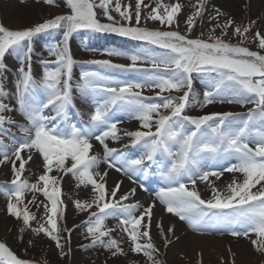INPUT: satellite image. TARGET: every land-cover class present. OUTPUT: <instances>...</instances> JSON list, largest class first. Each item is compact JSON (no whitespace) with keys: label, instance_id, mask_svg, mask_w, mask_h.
<instances>
[{"label":"snow or ice","instance_id":"obj_1","mask_svg":"<svg viewBox=\"0 0 264 264\" xmlns=\"http://www.w3.org/2000/svg\"><path fill=\"white\" fill-rule=\"evenodd\" d=\"M64 2L69 14L55 15L26 29L0 25V166L11 172L8 186H0V193L6 197V215L18 222V245H24L27 252L47 240L64 260L71 254L72 233L83 228L88 243L80 245L81 250L100 249L113 259L130 252L142 257L144 264H163L161 247L167 249L180 240L178 220L193 234L241 238L264 253V34L253 33L261 51L243 46L256 21L242 25L233 17L221 23L225 13L216 5L195 0L185 16L182 34L171 30L173 24L179 26L184 12L179 2L168 5L156 0L152 6L136 0L134 11L121 0ZM37 3L58 6L57 0ZM97 9L106 23L98 19ZM144 9L149 11L142 17ZM113 11L122 22L111 15ZM142 18L160 27L141 26ZM205 19L210 25L208 37L191 38L197 22L203 24ZM217 29L220 35H214ZM81 30L114 33L144 47L135 53H104L126 58L127 65L109 59L83 61L95 67L82 69L74 81L70 41ZM229 30L238 43L225 41ZM56 31L61 37L45 45L49 58L39 59L42 73L35 79L34 39ZM6 56L19 62L11 96L3 83ZM113 72L119 75L109 74ZM197 77L207 85L202 96L194 89ZM76 96L89 105L87 113L77 107ZM13 98L15 107L4 102ZM216 103L237 104L247 111L199 116L186 112L190 104L206 108ZM17 112L19 121L12 115ZM124 117L137 121L138 128L122 132L119 125ZM123 139L128 141L123 148L109 144ZM93 141L100 145L101 154L94 153ZM37 158L42 174L29 182L25 173ZM102 164L106 168L101 169ZM153 169L160 185L151 202L132 200L135 187L121 192L122 180L108 187L107 177L114 170L149 191L144 181ZM225 173H239L242 180L233 178L221 191L215 181ZM65 178L75 189L88 190L85 198L71 201L77 214H86L72 227L66 225L68 205L62 198ZM200 184L210 189V198L202 197ZM26 193L33 194L27 204ZM36 194L44 199L38 201ZM109 219L117 221L115 226H107ZM116 233L121 239L115 238ZM229 254L230 264H235L231 249ZM198 255V264H203L202 252ZM0 264L36 262L0 241Z\"/></svg>","mask_w":264,"mask_h":264},{"label":"rangeland","instance_id":"obj_2","mask_svg":"<svg viewBox=\"0 0 264 264\" xmlns=\"http://www.w3.org/2000/svg\"><path fill=\"white\" fill-rule=\"evenodd\" d=\"M11 1L16 2L18 6L19 5L21 6V4L22 5L25 4L24 2H29V3L31 2L33 6H37L40 9L38 8L36 9V17L32 24L24 27H17L15 29H10V30L26 29L38 23H41L46 19H51L55 15L69 14L70 12L69 8L65 5L64 0H57L58 6L56 7L49 6L43 3H37V0H23V2L22 0H10V2ZM135 2L136 0H121L122 4L130 3L132 5L133 11L135 9ZM175 2H179L183 6L184 12L179 16V26L177 27L176 24H173L171 30H176L184 34L186 29V26L184 24L185 16L189 11L190 6L193 3H195V0H162V3L168 5ZM144 3L155 6L156 0H144ZM210 3L212 5H216L221 10V12L225 13L224 16L220 17L221 23H223L224 20L233 17L235 18L237 24H242V25H247L250 21L255 20L256 24L253 26L251 32L247 34V39L243 46L248 47L250 50L261 51L258 49L257 42L254 40L253 33L259 31L260 33L264 34V0H210ZM2 6L3 4L0 3V25H3L4 27L8 28L7 25L9 24L10 20L16 17H20L19 12L21 11L16 8V11L8 15H5L3 13ZM58 11H60L61 13L57 14ZM148 11L149 9H144L142 12V17L143 15H146ZM209 12H211V8H209ZM97 15H98V19H100L101 22H105V23L107 22L103 17L101 10L97 9ZM111 15H113L116 18L117 22H122L120 21V17L118 16V14L115 13L114 11L111 13ZM21 21H23V19ZM134 23L135 20L133 18V24ZM141 26L147 27L149 29H157L160 27L158 22L148 21L145 23L143 18L141 20ZM209 34H210V25L207 23V20L205 19L203 24H201L200 21L197 22V26L191 33V38L206 39ZM214 35H220V30L217 29ZM60 37H61V33L59 31H56L53 32L52 34H48V33L41 34L40 36L34 39V55L32 60V70L35 79L41 78L42 69L39 65V59L49 58L47 56L45 45H50L54 41L60 39ZM224 39L225 41L231 43L239 42L238 38L232 37L231 30H229L228 35L225 36ZM113 45L121 46L124 50H126L125 52L127 53L138 52L142 47H144V45L141 42L131 41L125 37L117 36L114 33H92L86 30H81L75 33L70 41L71 55L75 61L73 68V80L75 81L79 78L82 69L90 70L91 68L95 67V66L83 65L81 62L86 60H103L104 56L102 52L105 49L107 50V48H109L110 46L112 47ZM85 48L90 50L86 51ZM261 54H264V51H262ZM4 62L6 66H8V69L5 73L7 79L4 80L3 82L4 88L9 91L10 95H12V93L14 92V81L17 75V70L19 68V62L15 57L12 56H6ZM109 74L119 75L118 73H114V72ZM133 78H134V74H133ZM206 87L207 85L205 84V82L202 81L199 77L195 79L194 89L198 94L202 96L203 91L205 90ZM172 95L177 96L179 94L172 93ZM248 107H252V105H249ZM227 111L244 113L247 111V109L242 108L237 104H220V103H216L214 105V108H209V106L206 108H200L199 106L190 104L189 107L186 109L187 114L192 116H199L198 113L201 112L204 114L210 112L209 114H211V113L227 112ZM16 117L22 119L21 116L18 115L17 113H16ZM123 126H128L136 130L138 128V122L135 120H129L126 117V119H123V122L119 125L122 132H123ZM123 141L124 139L120 143H122ZM109 144L111 147L117 148V145L119 143L114 144L109 141ZM135 151H136L135 149H132V152ZM101 153L102 152L97 154H101ZM37 161H38L37 168L35 170H29L28 172L25 173V178L28 179L29 182H35L37 176L39 174H42V169L38 167L41 161L39 160V158H37ZM5 168L6 166H0V172H2ZM155 176L157 177V175H155V169H153V174L146 181H144V183L148 185L147 181L148 180L150 181L151 177H155ZM8 177H9L8 179L0 181V186H5V187L8 186V183L11 180V172H9ZM233 178L242 180V176L239 173H225L224 177H222V179L220 180V185L218 188L221 191H223L226 185L229 184ZM127 180L131 186L133 185L139 186V184H133L131 180L129 179ZM159 185L160 183L152 185V188L149 191L137 189L136 195L140 194L141 196L148 198V202H151L153 199L152 193L154 190H156L159 187ZM62 189H63L62 198L65 200V202L68 205L66 212V225L67 227H72L75 224H79L82 219H85L86 214H77L76 210L72 207L71 201L75 199L85 198L88 195V190L83 188L75 189L73 182L69 181L67 178H65V180L62 182ZM32 195H33L32 193L25 194V200H24L25 204H27L28 200L32 198ZM36 195L38 197V201L44 199L42 195L39 194ZM132 200L135 201L134 197L132 198ZM0 203L3 207L2 216L9 221L8 227L3 230L4 233L0 231V241H7V243L12 247L13 250L17 252L18 255L22 256L23 258L33 260L36 262V264H102L101 261L95 258V253H98L104 257L105 259L104 264H137V263L144 264L142 257L139 256L134 257L130 252L127 257H120L117 259H113L110 256H108L107 253L102 252L100 249H89L87 251L81 250L80 245L88 243L87 241L84 240L83 228L77 229L72 233L71 244H70L71 254L70 256L66 257L64 260H61L60 257L58 256L54 244H50V242L47 240L42 241L36 247L29 248L28 251L25 252L24 245H18L16 239L18 235L16 225L18 222L6 215L5 212L6 197L3 195V193H0ZM28 207L32 211H37L35 208H33L32 205H28ZM157 209L160 210V207L158 206ZM39 213L40 214L43 213L42 207L39 209ZM116 223L117 221L115 219H109L106 221V224L109 227L115 226ZM176 223L180 224L189 233L191 232V230H188L186 228L183 222L177 220ZM64 226L65 223L62 221L61 228H63ZM153 231H155V229H153ZM190 234L193 233L191 232ZM194 235L196 234H193V236ZM114 236L118 240L121 239V236L118 233L114 234ZM204 236H215V235H204ZM218 236L221 237L220 235ZM222 237L228 238L230 241L233 242L240 239V238H232L227 235H224ZM247 243H248V247L246 248V253L242 255V257L239 256L236 257L235 255L234 257L235 264H264V253L257 252L252 247L250 241H247ZM67 247L68 245H66V249ZM124 247L125 250L128 251V246L126 244L124 245ZM161 253L162 255L160 256V259L162 260L163 264H198V261L201 259L200 257L198 258L191 257L188 259L184 255L181 254L179 255V253L176 254L175 252H173L171 247L164 249V251H162ZM221 258H223L224 264H230V261L232 259L229 253L226 254L224 253L217 258H213L209 260L202 259V262L203 264H221Z\"/></svg>","mask_w":264,"mask_h":264},{"label":"bare ground","instance_id":"obj_3","mask_svg":"<svg viewBox=\"0 0 264 264\" xmlns=\"http://www.w3.org/2000/svg\"><path fill=\"white\" fill-rule=\"evenodd\" d=\"M0 3L3 4L2 9L3 13L5 15H8L14 11H16V8L19 9L21 12H19L20 17H16L10 20L9 24L7 27L9 29H15L17 27H24L32 24L35 20L36 17V9H40L37 6H33V4L30 2H24L25 4H21V6L10 0H0ZM61 13L60 11L57 12V14ZM23 19V21H21ZM23 22V23H22ZM107 50H124L121 46L119 45H113L112 47L110 46L107 48ZM106 49L102 52L104 59H109L112 60L114 63H120V64H128V61L126 58L123 57H109L106 54H104ZM36 63V61H35ZM8 69V66H7ZM11 96V95H10ZM75 102L78 108L81 109L82 112L87 113L89 111V105L85 103L79 96L75 97ZM5 103H10L13 107H15V99L11 100H6ZM215 104L209 105V108H214ZM208 113V112H207ZM205 113V114H207ZM210 113V112H209ZM208 113V114H209ZM18 114V112H17ZM14 115V118L16 120H21L19 117H16V113H12ZM19 115V114H18ZM198 115H204V113H198ZM123 119H126L124 117ZM131 127L128 126H123V131H132ZM128 141L127 139H124L122 143H119L117 145V148H123L125 144H127ZM94 144V153H100L102 152V149L100 145H98L95 141H93ZM37 159L33 161L30 166L29 170H35L37 168ZM106 168V165H101V169ZM9 168L6 167L2 172H0V181L6 180L9 177ZM54 175L56 173H53ZM224 177V176H223ZM215 180V178H211ZM108 180V187H112L114 183L117 180H122L123 184L121 187V192H127L130 188L135 187L136 189H141L139 186H131L127 180V178L123 177L120 175V173H117L114 170H110L109 176L107 177ZM151 183L152 185L160 183V178H153L151 177ZM215 184L217 187L220 185V180L215 181ZM151 189V188H149ZM200 191L202 193L203 198H208L210 197V189H208L204 184H200ZM135 195L134 199L135 201H140L142 203H148V198H145L144 196ZM156 217L159 218L161 215V211L156 208ZM3 214V207L0 203V231L2 233L5 228L8 227L9 221L5 219V217L2 216ZM165 224H168V220L165 219ZM177 224V223H176ZM191 233V232H190ZM187 230H185L180 224H177V235L180 236V240L176 241L174 244L170 245L169 248L171 247L173 252L176 254L179 253V255H184L186 258H193V257H200L198 253L202 252V259L204 260H209L213 258L220 257L222 254L229 253V249H231V253L233 252L236 257H242L246 253V248L248 247L247 241L244 239H238L237 241L233 242L230 241L228 238L225 237H219L218 235L215 236H201V235H194L190 234ZM153 236H156V231H153ZM156 238V237H154ZM157 239V238H156ZM157 246H160V241L157 239L156 240ZM164 251V248L161 247V252ZM95 258L99 261H101L102 264L105 263V259L102 255L95 253ZM201 258V257H200ZM141 264V263H137Z\"/></svg>","mask_w":264,"mask_h":264}]
</instances>
